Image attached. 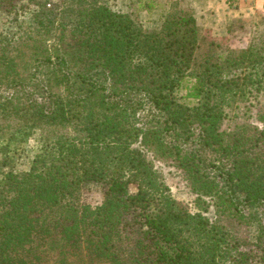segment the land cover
I'll list each match as a JSON object with an SVG mask.
<instances>
[{
  "label": "trees",
  "instance_id": "obj_1",
  "mask_svg": "<svg viewBox=\"0 0 264 264\" xmlns=\"http://www.w3.org/2000/svg\"><path fill=\"white\" fill-rule=\"evenodd\" d=\"M180 2L147 31L99 0H70L64 17L36 15L34 36L13 52L0 48V168L12 143L39 132L41 144L27 173L4 175L0 264H264V225L256 250L241 251L220 224L230 215L241 227L244 209L264 210V129L249 147L237 137L223 146L220 130L225 102L264 87V36L225 64L199 61L200 28ZM186 77L194 106L175 96ZM205 148L226 171L215 222L174 199L148 156L179 163L202 190L212 183ZM91 183L105 190L96 208L81 201Z\"/></svg>",
  "mask_w": 264,
  "mask_h": 264
},
{
  "label": "rangeland",
  "instance_id": "obj_2",
  "mask_svg": "<svg viewBox=\"0 0 264 264\" xmlns=\"http://www.w3.org/2000/svg\"><path fill=\"white\" fill-rule=\"evenodd\" d=\"M173 1L175 0H99L112 11L131 16L147 31H156L162 27ZM179 1H182L180 2L181 7L191 10L198 17L197 24L202 39L201 48L197 52L199 61L208 55H213L225 64L228 55L234 57L240 52L248 50L254 42H258L264 36V4H256L254 7L246 1L242 6L243 12L239 13L236 18L222 19L223 17L219 15L213 19H207L203 14L204 6L202 9L200 8L199 0H177V2ZM69 5L70 0H14L7 10L0 9V48L4 47L13 52V48L20 39L27 40L28 37L34 36L31 32L35 26L36 15L44 13V17L57 20L65 16ZM219 10L223 11L222 8ZM50 28L53 34L55 27ZM194 82V78L186 77L175 90L178 101L186 106H194L197 103V100L188 96ZM263 129L264 87L260 90L248 89L242 97L231 100L229 105L225 102L223 118L220 121V130L226 133L222 139L223 146L230 144L237 137L242 138L244 144H247L246 147H249L251 139H256L259 131ZM199 133V129L195 130L194 136L186 146L189 150L197 149ZM193 141L196 144H192ZM40 147L39 132H35L24 141L10 145L8 164L0 168V189L4 184L6 173L23 174L30 170L32 161L39 153ZM218 151L217 148H205L200 151L203 163H205V165L203 164L205 178L212 181L211 185L210 183L206 184L202 190L194 189L196 182L190 179V174L188 175L179 163L173 162L167 157H156L150 153L148 155L153 161L155 169L160 173L164 184L169 188V194L186 206L190 213H201L211 222L218 221L220 211L224 208L227 209L228 205L224 203L222 196L226 191L223 180L226 171L216 169L211 165L222 156ZM3 158L0 155V161ZM209 186L211 187L209 188ZM197 187L199 186L197 185ZM130 192L136 193L137 186L131 185ZM104 193L105 190L100 184L91 183L82 189L81 201L83 204L96 208L103 203ZM243 211L246 218L241 221V227H236L234 219H231L230 215L229 218L225 217L220 224H225L236 231L237 237L243 243V246L240 247L241 251L256 250L253 245L257 242L260 225H264V210L248 207ZM238 228L240 229L237 230Z\"/></svg>",
  "mask_w": 264,
  "mask_h": 264
},
{
  "label": "crops",
  "instance_id": "obj_3",
  "mask_svg": "<svg viewBox=\"0 0 264 264\" xmlns=\"http://www.w3.org/2000/svg\"><path fill=\"white\" fill-rule=\"evenodd\" d=\"M246 1L254 7L256 4H264V0H199L198 3L201 9L204 6L203 10L205 11L203 14L207 19H213L219 15L223 17L222 19H229L231 17L236 18L239 13L243 12L242 6ZM219 8H222L223 11L220 12ZM195 16L198 19L197 15Z\"/></svg>",
  "mask_w": 264,
  "mask_h": 264
}]
</instances>
